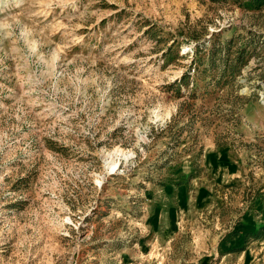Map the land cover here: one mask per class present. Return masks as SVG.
<instances>
[{
    "label": "rangeland",
    "instance_id": "obj_1",
    "mask_svg": "<svg viewBox=\"0 0 264 264\" xmlns=\"http://www.w3.org/2000/svg\"><path fill=\"white\" fill-rule=\"evenodd\" d=\"M0 264H264V0H0Z\"/></svg>",
    "mask_w": 264,
    "mask_h": 264
}]
</instances>
